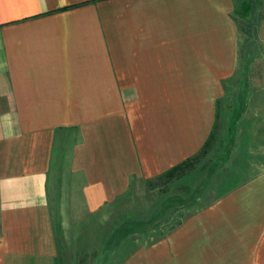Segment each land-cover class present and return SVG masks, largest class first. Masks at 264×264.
Instances as JSON below:
<instances>
[{
    "label": "crops",
    "instance_id": "0c3cea01",
    "mask_svg": "<svg viewBox=\"0 0 264 264\" xmlns=\"http://www.w3.org/2000/svg\"><path fill=\"white\" fill-rule=\"evenodd\" d=\"M246 1L0 0V264H64L56 216L146 186L217 123L214 172L184 191L181 224L136 228L114 258L264 264V14L259 0L243 69Z\"/></svg>",
    "mask_w": 264,
    "mask_h": 264
},
{
    "label": "rangeland",
    "instance_id": "374dc122",
    "mask_svg": "<svg viewBox=\"0 0 264 264\" xmlns=\"http://www.w3.org/2000/svg\"><path fill=\"white\" fill-rule=\"evenodd\" d=\"M242 1L237 0L239 7ZM261 3L264 14V0ZM235 17L242 25L243 16L235 13ZM217 155L218 151L214 150L208 158L202 160V166L196 172L178 181L176 188L168 185L165 191L160 188L149 191L144 184L136 185L94 216L80 219L79 222H67L64 219L63 224L56 216L64 264H117L114 253L119 250L116 249L122 244L123 252L126 250L129 240L136 238V228L150 232L180 225L172 217L183 213L184 191L193 190L198 183L209 180L210 174L212 176L214 172ZM61 226L64 228L61 229Z\"/></svg>",
    "mask_w": 264,
    "mask_h": 264
},
{
    "label": "trees",
    "instance_id": "16d2710c",
    "mask_svg": "<svg viewBox=\"0 0 264 264\" xmlns=\"http://www.w3.org/2000/svg\"><path fill=\"white\" fill-rule=\"evenodd\" d=\"M240 14L243 16V24H240L241 45L239 56L243 69H248L249 57L253 54L258 37V25L261 21L259 0H248L243 3ZM220 133V125L217 123L203 147L193 156L173 166L169 170L146 182L147 190L160 188L165 191L167 186L193 170L214 149Z\"/></svg>",
    "mask_w": 264,
    "mask_h": 264
}]
</instances>
